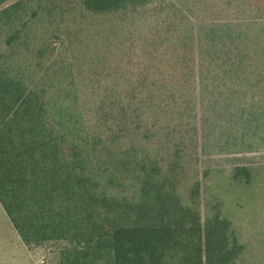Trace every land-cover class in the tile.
Wrapping results in <instances>:
<instances>
[{
	"label": "trees",
	"instance_id": "16d2710c",
	"mask_svg": "<svg viewBox=\"0 0 264 264\" xmlns=\"http://www.w3.org/2000/svg\"><path fill=\"white\" fill-rule=\"evenodd\" d=\"M0 204L53 264H264V0H0Z\"/></svg>",
	"mask_w": 264,
	"mask_h": 264
},
{
	"label": "rangeland",
	"instance_id": "374dc122",
	"mask_svg": "<svg viewBox=\"0 0 264 264\" xmlns=\"http://www.w3.org/2000/svg\"><path fill=\"white\" fill-rule=\"evenodd\" d=\"M258 158L261 159V157ZM212 164L228 165L230 162L219 158ZM245 238L248 241L252 239L249 229H245ZM51 253L52 247L30 248L26 246L0 204V264H39L41 258H45L47 264H53L50 258Z\"/></svg>",
	"mask_w": 264,
	"mask_h": 264
},
{
	"label": "built area",
	"instance_id": "2783aa9c",
	"mask_svg": "<svg viewBox=\"0 0 264 264\" xmlns=\"http://www.w3.org/2000/svg\"><path fill=\"white\" fill-rule=\"evenodd\" d=\"M39 264H47V261L45 260V258H41Z\"/></svg>",
	"mask_w": 264,
	"mask_h": 264
}]
</instances>
